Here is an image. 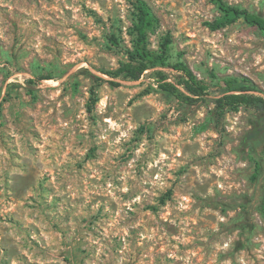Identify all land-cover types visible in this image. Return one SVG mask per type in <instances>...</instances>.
Wrapping results in <instances>:
<instances>
[{"label":"rangeland","instance_id":"374dc122","mask_svg":"<svg viewBox=\"0 0 264 264\" xmlns=\"http://www.w3.org/2000/svg\"><path fill=\"white\" fill-rule=\"evenodd\" d=\"M135 1L0 0V264H264L259 113L104 73L125 60L110 40L131 46ZM146 1L153 48L170 34L173 62L264 95L258 28L211 29V0ZM226 1L264 15V0Z\"/></svg>","mask_w":264,"mask_h":264},{"label":"trees","instance_id":"16d2710c","mask_svg":"<svg viewBox=\"0 0 264 264\" xmlns=\"http://www.w3.org/2000/svg\"><path fill=\"white\" fill-rule=\"evenodd\" d=\"M211 1L221 11V15L217 19L207 22L211 29H220L238 19H243L247 24L258 28L264 34V15L239 5L230 4L226 0ZM134 6L135 12L130 29L131 46L123 44L121 37L115 34L110 40L113 46L124 49L125 60L121 61L115 69L102 71L113 79L134 81L140 80L144 75L150 73L155 78L157 87L151 86L149 89L175 97L189 106L213 104L212 112L218 116L241 108L254 110L259 113V125L252 134L258 141H264V95L260 93L262 92L261 88L247 76H213L212 80H207L196 74L183 60L173 62L170 34L161 39L158 48L151 46L150 34L158 27L160 20L150 4L146 0H136ZM167 69H172L175 73L171 74ZM85 71L93 80L105 81L102 76L93 73L88 68ZM51 77L37 76L36 82L39 84L43 79ZM108 81L115 85L120 84L116 80ZM91 92L93 97L97 93L95 88H92ZM262 213L264 214V203Z\"/></svg>","mask_w":264,"mask_h":264}]
</instances>
